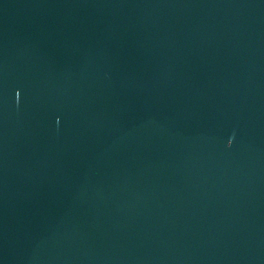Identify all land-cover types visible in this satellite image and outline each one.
Returning a JSON list of instances; mask_svg holds the SVG:
<instances>
[{"label":"water","instance_id":"water-1","mask_svg":"<svg viewBox=\"0 0 264 264\" xmlns=\"http://www.w3.org/2000/svg\"><path fill=\"white\" fill-rule=\"evenodd\" d=\"M0 264H264V0H0Z\"/></svg>","mask_w":264,"mask_h":264}]
</instances>
